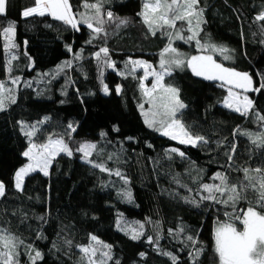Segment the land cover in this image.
<instances>
[{
	"label": "trees",
	"instance_id": "1",
	"mask_svg": "<svg viewBox=\"0 0 264 264\" xmlns=\"http://www.w3.org/2000/svg\"><path fill=\"white\" fill-rule=\"evenodd\" d=\"M82 3L70 0L74 12L84 11ZM31 6L34 0H7L6 15L0 16V30L10 22L16 28V47L8 53L0 35V81L9 84L15 96V103L0 111V182L6 187L5 196L0 197V229L23 241L18 249L20 264H31L28 245L42 254L43 259L36 264H81L83 253L78 246H87L90 235L111 246L108 264H172L157 249L176 256V264H197L189 255L196 248L202 249L198 264H218L214 225L218 220L223 222L225 211L232 209L210 201L197 207L185 197L199 202L201 184L219 183L211 179L216 172L227 173L235 183L242 178L237 169L264 166V147H257L247 136L233 135L237 130L264 132L254 115H264V89L247 92L254 108L245 117L223 105L227 86L220 87V81L195 76L187 67H173L164 82L179 90V99L185 104L177 117L194 134L209 141L197 147L181 145L144 123L138 108L144 103L139 88L141 74H130L125 68L129 59L157 64L159 53L169 43L163 31L152 35L137 15L142 0H103L101 18L107 20L106 12L111 11L128 23L119 29L115 20L105 24L106 38L102 33L92 43L87 41L94 34L84 24H78L77 31L49 15L23 17L22 12ZM199 7L204 21L199 39L226 47L231 59L224 60L211 51L200 52L195 41L172 43L183 48L186 57L212 55L225 67L249 73L254 87L264 83V21L255 19L264 10V0H200ZM175 29L188 35L185 22L177 21L176 28L167 31ZM100 47L109 49L116 64L115 70L104 67L103 76L94 57ZM76 53H80V60L74 59ZM11 55L16 59L9 71ZM67 61H71V67L60 71ZM17 77L19 82L12 84ZM101 80L109 87L107 95ZM116 85L121 87L119 94ZM144 107L147 110L148 104ZM21 122L26 126L23 130ZM32 125L37 129L34 143H46L49 137L63 138L73 153H62L52 160L45 200L14 187V173L28 162L22 155L29 145L24 133ZM101 132L107 135L101 137ZM85 142L97 145L90 160L103 162L113 171L118 169L128 183L85 162L82 153L76 151ZM233 144L235 153L231 152ZM171 148L183 151L185 156L166 155ZM110 154H115L112 160L108 159ZM226 154L234 156L231 166ZM125 191L131 192L130 201L122 195ZM249 199L254 197L249 194ZM247 207L248 201H241L237 210ZM119 220L138 231L144 225L143 235L131 239L132 235L118 228ZM181 227L183 232L179 231ZM237 227L242 225L237 222ZM169 229L173 230L171 235ZM157 231L159 243H148L147 237L155 240ZM38 234L43 238L38 239ZM188 236L197 243L193 245Z\"/></svg>",
	"mask_w": 264,
	"mask_h": 264
},
{
	"label": "snow or ice",
	"instance_id": "2",
	"mask_svg": "<svg viewBox=\"0 0 264 264\" xmlns=\"http://www.w3.org/2000/svg\"><path fill=\"white\" fill-rule=\"evenodd\" d=\"M6 3L7 0H0V16L6 15ZM199 4L200 0H142V10L137 15L142 18V22L152 35H156L158 30L163 31L169 43L160 53L159 67L161 70L159 72L151 64L143 60L129 59L125 62V68L130 74H135L137 68L144 69V75L140 77L139 82L144 103L138 104V108L145 117L144 123L147 127L159 132L162 136L178 141L181 145H191L192 147H197L201 144L206 145L209 141L203 135L194 134L189 126H186L177 118V113L185 108V104L179 99V90L177 88L163 83L164 77L171 75L173 67L180 68L187 65L195 76L203 77L205 80L220 81V87L227 86L228 95L224 99V106L245 117L252 112L254 108L253 101L247 95L237 93L233 89H242L243 93H258L264 89V83H261L259 87L253 86V77L249 73L225 67L222 63H218L212 55H193L185 59L183 58L184 54L172 46L173 40L195 41L198 51L204 53L211 51L222 55L224 60L231 59L228 54L230 50L226 47L207 41L202 43L201 39H199L200 25L204 22L203 9L199 7ZM81 6L84 9L83 12H74L70 0H34V6L26 8L22 15L25 18L33 15L41 17L49 15L54 20L61 21L77 31H79L78 24H84L94 34L87 43H92V40L102 33L106 38L108 33L104 27L105 24H111L115 20V28L119 29L128 23L126 19L114 17L111 11L106 12L107 20L101 18L103 0H96V2L83 0ZM77 16L80 17L79 20H77ZM255 19L264 21V10L256 15ZM177 21L187 24L188 35H181L180 31L175 33L167 31L168 28H176ZM15 31V24L11 22L0 30V35L3 36L5 41L3 47L6 53L16 47L14 43ZM68 51H72L70 46ZM94 57L101 68V76H103L104 67L116 69V64L111 60L107 47H100L94 53ZM15 59V55H11V58L8 59L9 71L11 70V62ZM74 59L80 60V53H76ZM129 65H131V68L128 67ZM63 67H71V61L65 62V65L59 70L62 71ZM118 74L123 75L124 73L118 72ZM149 76L153 77L150 88L144 83ZM18 82V77L11 81L12 84ZM101 84L103 85L102 91L104 94H109V87L103 84V80H101ZM115 91L117 94L121 92L120 85H116ZM10 103H15L12 89L6 86V82L0 81V111L6 110ZM145 103L149 106L147 110L144 107ZM254 115L255 119L261 122L262 127H264V115L259 112H255ZM39 123L42 124L44 121ZM24 127L26 126L21 122V129L23 130ZM68 128L72 132L75 131L72 124H69ZM113 130L119 131L118 128ZM36 132V126L32 125L31 130L24 133L29 139V145L22 155L27 158L28 163L14 173V187L18 191L23 190L24 179L30 173L39 170L47 176L48 168L57 155L63 153L71 156L73 154L63 138L53 139L49 137L46 143H34L33 137ZM100 135L104 137L107 134L101 132ZM233 135L247 136L257 147H264V132L252 133L237 130ZM69 138H71L70 133ZM96 150L97 145L90 142L81 143L76 149V151L82 153V158L85 162L91 163L93 168H98L101 172H108L109 175L120 177L127 184V179L118 169L113 171L107 168L103 162H95L89 159ZM235 150L236 146L233 144L231 152L235 153ZM171 153H175L181 158L185 156V153L177 148L167 150L166 155L170 156ZM226 155L229 166H231L234 163V156L232 154ZM114 157L115 154H110L108 159L112 160ZM237 171L242 173V178L237 182L233 183L225 172H216L211 179L219 181V183L201 184L200 191L197 193L200 196L199 202L189 200L187 197H185V200L197 207H199L200 202L210 201L232 209L231 212L225 211L224 216L226 219L223 222L218 220L213 230L214 253L218 258V264H264V166L255 168L243 167L237 169ZM201 193H206V195ZM5 194L6 187L3 182H0V197L5 196ZM249 194L254 199H249ZM122 195L129 201L131 200L130 191H125ZM245 200L248 201V207L237 210V205ZM237 222L242 225V228L237 227ZM117 224L119 225V221H117ZM143 227L144 225L141 224V231L134 230L131 239H139L143 235ZM155 227L158 228V225ZM179 231L183 232L184 228L181 227ZM172 233L173 230L169 229V235ZM42 238L43 236L38 234V239ZM159 239L158 231L155 240L152 236L147 237L150 244H158ZM187 240L193 245L197 243L192 236H188ZM66 243L71 244V241ZM22 244L23 241L19 240L18 237L7 232V230L0 229V264H20V252L18 249ZM78 247L80 252L83 253L81 264H108V261L112 259L111 246L98 240L95 235H90L87 246ZM157 250L160 251L161 255L168 256L172 260V264H176L177 257L172 255V253ZM27 251L31 264H36L37 260L43 259L41 252L35 250L31 245L27 246ZM201 251V248H196L194 252L189 253L197 264ZM33 252L34 255H32ZM139 255L144 257L145 253L141 252Z\"/></svg>",
	"mask_w": 264,
	"mask_h": 264
},
{
	"label": "rangeland",
	"instance_id": "3",
	"mask_svg": "<svg viewBox=\"0 0 264 264\" xmlns=\"http://www.w3.org/2000/svg\"><path fill=\"white\" fill-rule=\"evenodd\" d=\"M175 33L176 31H180L179 29H175L173 30ZM181 32V31H180ZM181 35H182V32H181ZM4 40V39H3ZM174 41V40H173ZM167 46V45H166ZM165 46V47H166ZM172 46L175 47L180 53H183L182 51L183 48H180L178 47L177 45H175L174 43H172ZM161 53V52H160ZM160 53H159V56H158V61H157V64H151L150 62H147L149 64H151L153 66V68L159 72L161 69L159 67V63H160ZM198 55H203V54H198ZM193 56V55H192ZM188 57H191V56H187L184 55L183 58H188ZM132 60H143V59H132ZM145 61V60H143ZM184 67H187V65H184L180 68H184ZM176 68V67H175ZM188 68V67H187ZM190 69V68H189ZM191 70V69H190ZM172 71V70H171ZM136 72H140L141 74V77H143L144 75V69L143 68H137ZM168 75H166L164 77V80L165 78L167 77ZM203 78V77H202ZM152 81H153V77L152 76H149L145 81V85L147 87H151V84H152ZM163 83L165 84V82L163 81ZM6 86L9 88V84H6ZM233 91L237 92V93H241L242 95H247V93H243V90L242 89H233ZM228 95V93H227ZM223 105H224V101L222 102ZM149 107V106H148ZM232 110V109H231ZM178 118V117H177ZM179 119V118H178ZM84 160V159H83ZM28 163V162H27ZM48 171H49V168H48ZM47 176H45L43 174V172H40L39 170L35 171V172H32L30 173L28 176L25 177L24 179V184H23V192L29 194V195H35V197H38V199L40 200H45L46 199V195H47ZM118 225V224H117ZM216 225V224H215ZM214 225V227H215ZM118 228L121 229L122 231L125 230L127 233H129L130 235L133 234L134 230L135 231H138L135 227H133V225L131 224H127L125 221L123 220H119V225H118ZM214 242V241H213Z\"/></svg>",
	"mask_w": 264,
	"mask_h": 264
}]
</instances>
